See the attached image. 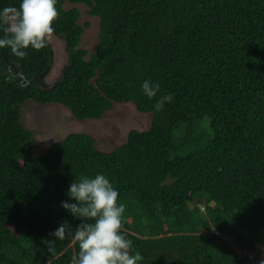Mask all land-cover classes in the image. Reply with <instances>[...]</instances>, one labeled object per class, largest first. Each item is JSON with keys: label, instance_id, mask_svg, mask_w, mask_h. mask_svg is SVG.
<instances>
[{"label": "trees", "instance_id": "trees-1", "mask_svg": "<svg viewBox=\"0 0 264 264\" xmlns=\"http://www.w3.org/2000/svg\"><path fill=\"white\" fill-rule=\"evenodd\" d=\"M19 4L0 0V9ZM66 4L100 19L93 53L81 47L91 24ZM56 7L53 32L69 65L53 86L35 83L53 67L49 41L24 58L0 49V264H71L78 243L51 233L81 223L61 202H74L67 191L75 179L97 173L118 190L121 231L140 264H264V0ZM144 80L160 85L152 100ZM169 93L172 101L154 111ZM28 101L62 105L82 122L126 103L153 119L112 152L74 133L35 157L34 133L21 121Z\"/></svg>", "mask_w": 264, "mask_h": 264}, {"label": "clouds", "instance_id": "clouds-1", "mask_svg": "<svg viewBox=\"0 0 264 264\" xmlns=\"http://www.w3.org/2000/svg\"><path fill=\"white\" fill-rule=\"evenodd\" d=\"M56 4L57 0H20L19 7L0 9V49H10L14 56L24 58L29 48H45L59 14ZM140 87L149 100L160 92V85L151 80H144ZM172 99L170 93L161 96L153 110L161 111ZM67 196L74 202L62 201L61 207L81 223L73 228L65 221L51 235L56 240L72 236L78 243L71 264H140L143 256L132 251L131 240L121 231L125 205L105 174L75 179Z\"/></svg>", "mask_w": 264, "mask_h": 264}, {"label": "rangeland", "instance_id": "rangeland-1", "mask_svg": "<svg viewBox=\"0 0 264 264\" xmlns=\"http://www.w3.org/2000/svg\"><path fill=\"white\" fill-rule=\"evenodd\" d=\"M77 7L82 13L81 25L90 23L86 29L81 47L93 53L99 43L100 19L88 14L84 5L66 4V8ZM53 47L54 64L44 76V83H35L40 88L53 86L62 78L69 65L66 42L63 37L54 32L48 39ZM89 59V56H88ZM17 71V67H13ZM153 115L140 113L131 103L115 105L101 120L78 121L71 111L59 104L39 105L28 101L21 108V121L26 129L34 133V156L45 155L57 142L66 139L74 133L91 134L97 138V147L103 152H112L126 144L132 130L146 131L152 124Z\"/></svg>", "mask_w": 264, "mask_h": 264}]
</instances>
